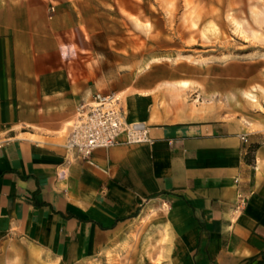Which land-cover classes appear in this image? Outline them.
<instances>
[{"label":"crops","instance_id":"0c3cea01","mask_svg":"<svg viewBox=\"0 0 264 264\" xmlns=\"http://www.w3.org/2000/svg\"><path fill=\"white\" fill-rule=\"evenodd\" d=\"M95 4L106 0L0 4V264L22 244L28 264L78 262L137 235L148 240L133 264H264V115L185 106L181 92L205 80L156 62L144 32L166 26L112 31ZM228 78L208 92L253 90L247 73ZM97 92H114L150 140L75 158L70 125Z\"/></svg>","mask_w":264,"mask_h":264},{"label":"rangeland","instance_id":"374dc122","mask_svg":"<svg viewBox=\"0 0 264 264\" xmlns=\"http://www.w3.org/2000/svg\"><path fill=\"white\" fill-rule=\"evenodd\" d=\"M6 1L11 2L0 0V4ZM131 3L140 5L141 18L128 13L120 0H106V4H95L93 9L102 13L104 21L114 24L111 25L112 31H116V23L125 20L126 35L133 30V21L146 22L142 26H148L150 21L166 26L162 30L144 32L147 49L158 52L161 57L156 62L190 77L200 75L205 80L204 86L182 91L180 102L192 108L198 104L206 107L209 102L210 109L219 112L235 113L246 108L264 115V0H125V5ZM235 73H247V82L253 89L249 92L256 96L257 104H252L242 94L243 91L238 96L234 95L232 100L226 97L231 93L214 96L208 92L218 84V80L224 85L230 80L228 77ZM197 88L198 93L195 91ZM169 101H172L171 96ZM145 240L148 237L131 236L130 241L116 243L111 252H101L92 259L78 262L35 253L38 259L41 257L40 264H133L136 258L142 259L136 251ZM28 250L29 247L24 244L19 250L16 247L9 249L2 256L1 264H28ZM22 255L23 258H20ZM147 260H151L150 256ZM153 262L162 264V256L158 254Z\"/></svg>","mask_w":264,"mask_h":264},{"label":"built area","instance_id":"2783aa9c","mask_svg":"<svg viewBox=\"0 0 264 264\" xmlns=\"http://www.w3.org/2000/svg\"><path fill=\"white\" fill-rule=\"evenodd\" d=\"M148 129L143 121L124 120L114 92H97L91 102L77 107L65 147L75 158L89 162L97 148L149 141Z\"/></svg>","mask_w":264,"mask_h":264},{"label":"bare ground","instance_id":"6f19581e","mask_svg":"<svg viewBox=\"0 0 264 264\" xmlns=\"http://www.w3.org/2000/svg\"><path fill=\"white\" fill-rule=\"evenodd\" d=\"M245 96H246V98L248 99V100H250V101H256L257 100V98H256V96L253 94V93H251V92H247V93H245ZM117 98V97H116Z\"/></svg>","mask_w":264,"mask_h":264}]
</instances>
